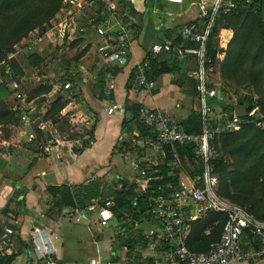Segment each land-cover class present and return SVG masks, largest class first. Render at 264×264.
<instances>
[{
	"label": "built area",
	"instance_id": "obj_1",
	"mask_svg": "<svg viewBox=\"0 0 264 264\" xmlns=\"http://www.w3.org/2000/svg\"><path fill=\"white\" fill-rule=\"evenodd\" d=\"M141 1L148 2V0ZM159 1L166 3L165 5L183 8L188 6L198 11L196 18L182 27L180 35L183 42L181 44L171 40L155 42L150 51L153 58L166 53L180 59L195 58L196 65L190 77L197 83L196 98L202 130L198 134L188 133L174 113L162 109L142 106L138 116L140 122L156 136V139L148 140L147 145L154 151H159L161 159L166 158L165 147H171L170 153L173 155V161L169 163L171 174H175L177 170L182 171L183 162L189 161L187 156L179 155L177 146L193 149L200 162L202 174L195 178L187 177V180L180 176L177 182L162 183L165 176L159 170L160 164L157 159L149 158L144 159L145 162H138L126 158L134 175L129 179L119 178L118 180H127L130 185L133 184L138 197L132 201L128 211L123 213L121 221H118L116 217L117 204L113 197L102 203L94 200L87 207L78 208L75 212L76 220L80 222L90 215L95 218L98 225L104 228L108 227L112 221H118L121 226L119 233L121 240L137 238L140 242L135 245L132 257L128 255L132 250L131 246L122 244L125 248L124 254L111 251L112 256L105 263L92 259L90 264H112L113 257L120 264H258L264 260V222L256 219L246 208L226 200L219 194L220 180L214 162L218 157L217 140L222 135L236 132L246 124L263 128V115L259 113L257 107L249 112L244 103L239 102L234 104L233 111L230 113L216 111L215 102H220L218 106L221 108L224 96L221 89L217 87L218 83L215 84L216 81L213 80L217 73L216 62L215 58L209 55L208 46L219 18L254 10L262 0ZM94 4L93 0H64L48 32L56 30L62 45L65 46L92 30L100 38L98 53L105 64L123 67L129 62L131 56L128 27L116 14L105 15L104 13L105 20L101 24H96L97 14L96 12L93 14L92 10ZM167 14L169 17L173 16L170 13ZM85 22L90 24L91 29L84 27ZM38 41L27 48L31 53H34L33 50ZM87 47L83 42L80 50ZM151 71L149 62L140 63L135 67L134 82L138 87L146 91L156 88V81L150 77ZM79 73L80 78L84 76L80 68L74 71V75ZM6 74L7 77H0V82H6L8 85L9 99L12 102L10 110L19 120V126L14 127L17 131L16 138L20 142L38 143L45 155L60 158L63 148L65 145H71L72 140L58 137L54 132L55 124L50 120H44L47 110L43 104L38 103V98L29 99L28 93L23 91V83L27 75L20 80H14L9 66H7ZM51 77L59 81L57 75L52 74ZM34 78L40 79L36 74ZM74 86L71 81L55 84L50 94L54 96L59 91L69 92ZM240 104L247 109L245 118L235 115V108ZM118 109V105L113 104L107 109V113L111 114ZM220 113H223V118L218 117ZM61 115L66 117L68 112L65 113L64 109ZM75 117L80 119L78 123L87 122L82 112L76 113ZM70 123H73V120H70ZM133 141L135 145H138L135 139ZM4 144L10 145L7 142ZM123 188L124 184L120 182L115 191ZM1 212L0 206V215ZM211 212L227 215L221 238L218 242L211 244L206 252H194L188 246L194 224L206 218ZM40 213L44 217L43 212ZM31 225L29 237L24 239L29 250L30 261L34 264H41L43 261L53 264L52 257L60 243L59 236L42 222L35 224L32 221ZM20 227L18 220L13 221L11 225H4L0 234V243L7 245V248L0 247V261L2 257L12 254L11 247L15 246L13 244V242L16 243L15 238L20 237ZM206 233L209 234L210 230ZM247 239L252 241L245 242Z\"/></svg>",
	"mask_w": 264,
	"mask_h": 264
},
{
	"label": "rangeland",
	"instance_id": "obj_2",
	"mask_svg": "<svg viewBox=\"0 0 264 264\" xmlns=\"http://www.w3.org/2000/svg\"><path fill=\"white\" fill-rule=\"evenodd\" d=\"M58 1L59 0H37L32 5L17 10L16 13L11 12L6 16H1L0 51L4 52L6 51V47L8 48L7 44H5V42L7 41H5V38H8V36L10 37L15 32L18 18L20 19L23 15H26V13H29L36 9H38L36 14L40 13V15H33L31 18L37 16L44 17L48 14V11H51V9L54 8ZM124 2L125 6L119 5L117 0H100V2L95 1L94 8H92L93 14L96 12L97 17L103 16L104 13L105 15L116 14L122 19L124 24L128 26L131 40L135 37L134 41H136V44L138 46V43L141 42V44L144 46V49L150 48L152 45L148 41L144 42L143 37H141L140 40H137L136 34L132 31L134 24H139L141 23V21L142 23H144L146 16L148 17V15H146V13L143 11L142 4H140L139 0H124ZM103 3L105 4V6L100 7ZM165 4L166 3L163 4L159 0H148L146 7L153 13H160L161 11H164L166 13L172 14L174 17L180 20H185V11L187 10L186 8ZM261 5L262 4L260 1L257 8H260ZM130 6H133L135 9H137V14L132 13ZM256 9L252 10L253 15L249 20L241 19L236 21L235 23L230 24L227 22H223L219 26H217V33L214 37V44L217 50V54L215 57L217 73L213 80L216 81L214 82L215 84L218 83L217 87H219L223 93V108L226 109L229 108L228 106H231V109H233L234 104L237 102H245L246 104L252 102L253 104H255L261 100L262 96H264V62L255 61L254 59L259 48L257 39L258 32L256 30L253 33L251 32L246 43L244 41L245 37H243L245 36L246 29H249V24L247 23L248 21L253 22V24L256 22V25L254 27L259 26L257 25V18L254 17L259 15V12L257 13L258 9ZM261 10V23L264 25V4L262 5ZM160 14L161 16H164V14ZM51 22H44L27 33L25 37L14 44L9 55H7V58H2L1 60V62H3V65H1L2 67L7 65L8 61L12 58H15L20 62L27 75V78L23 83V91L27 93L29 92V94H33L35 90L40 87L52 88L53 83L61 84L66 79V76L62 73L63 70L60 67L62 63L64 64L65 62V64H67L68 61H71V63L73 64L71 66H76L75 69L80 68V65L84 64L82 54H80L79 52L80 45H77L73 49L69 48L68 43L65 46L62 45L60 36L58 35L56 30L48 32ZM172 22L175 25L173 26V24L171 23V26L169 25L167 27V30L174 37L180 33L181 26L178 27L179 25H176L175 21ZM247 34H249V32H247L246 35ZM39 39L41 40L38 41ZM75 40H77V38ZM36 41H38V43L33 51L38 52L39 54H44V56L46 57V66L42 69H32L27 61V58L31 53V51H29L27 48ZM90 47L91 45H88L87 50H89ZM62 48H64L63 51H61ZM64 51L66 55L62 57V52ZM13 55L14 57L11 58V56ZM217 55H219V57H217ZM1 70L2 68L0 67V73ZM45 72L48 75H46ZM35 74L40 77L39 80H36L34 78ZM51 74L57 75L59 81H55L51 77ZM75 81L77 82V84L74 86L72 91L64 92L62 95L58 96H61L64 100L67 101L68 105L66 112H68V115L60 120L58 125L55 124L54 129V132H56V135L60 138H71V136L73 135L80 136L79 138H77L78 140H75L78 141V143H74V145L70 147L72 149V155L82 154L85 149L90 148V140L92 142L95 141V134L93 133L92 136L86 134H89L88 131H91L93 128H95V125L98 122L96 113H94V111L91 109H86L85 104H83L82 102L83 98H81V93L78 89V87L81 88V86L83 85L80 75L75 78ZM94 86H96L98 90ZM91 87H93L97 91H99L100 88V86H98V84H95V82L94 85L90 86V88ZM47 96L40 95V99L38 100V103L40 105L43 104L46 107V110L50 109L53 102L58 98L57 95H54L52 98H48ZM9 97L10 96H8V94H4L0 98L1 103L5 104L7 110L8 108H10L12 103ZM76 106H78L77 109L75 108ZM257 108L259 109V113L263 115L259 105L257 106ZM79 110L90 114L89 121L87 123H78L80 119L78 117H75V121H73V123H68L72 119V114L77 113ZM2 114L3 113H1L0 115ZM218 115L219 118H223L224 116L223 113H220ZM131 116L132 115L130 114L126 118L130 119ZM5 117L7 118V120H9V122H3V124L0 125V198L2 200V205L4 204V206H6V204L10 203L12 207L14 206L18 211L19 207L21 208V205H19L17 201L18 194L25 192V190H30L26 186L27 182L24 181L23 172L31 170V173L35 174L38 172L40 175L41 170L49 172L50 168L44 158V151L41 150L39 144H30L26 143L25 141L20 142L18 139L16 140L15 134L17 131L12 128V125L15 124V118L10 114L9 116H2V118ZM72 124H75V126ZM130 128H135L133 123L128 125L125 130L130 131ZM135 129L136 130L131 133V135H129V137L125 140L128 141L135 139L138 142V145L134 144L129 149H126L124 147V151L122 153H119V151H112V156L118 160L117 162H119V160L121 162H126V158L134 161L145 162L144 159L157 156V154H153L152 151L154 150L147 145L148 140L153 139H150L149 136L143 137L142 135H139L140 130H138L137 128ZM260 129L262 130V132L264 131V127ZM93 132H95V130ZM3 141L9 142L10 146L5 145ZM121 143L122 141L118 140L114 148H120ZM66 146L67 145H65V147L63 148L62 154L64 153L65 155L69 156V153L67 152V150L69 149L66 148ZM218 148L219 155L225 162L224 164H227V166H229L228 171L233 170L232 164L234 162V159L223 152L221 140L218 144ZM151 154L153 155L150 156ZM37 157L39 158V161L36 159ZM120 166L121 165L119 164L115 165L111 163V165L107 166V168H110V170L105 171L108 173V175H106V173L100 178L102 182L107 186L105 192L109 196H114V192L117 188V185L119 184L118 179L121 176V174L119 173ZM181 169L182 175H198L199 171L201 170L200 162L198 161V159H195L193 162L189 161V164L183 162ZM21 173L23 177H21ZM38 178L44 179L46 177L39 176ZM219 179L220 191L222 180L220 174ZM19 183L23 184L24 191L20 190L21 186L19 185ZM34 184H36V182ZM251 188V192L247 191L248 194L250 193V199L253 201L262 200V203H259L258 209L264 218V174L260 175V178L255 181L254 186ZM221 196L226 200L232 202L225 196ZM21 197L22 196H20L19 199H21ZM48 201L49 203H47L48 205H50L48 210L51 212V215L57 213L58 215H60V217L63 216V218L68 221V218H71L70 215L74 214V211L69 208L71 214L69 213L65 216L64 213H60L59 209L52 206V204H54L53 198L48 196ZM244 207L250 208V205L246 204L244 205ZM4 210L5 209L2 210L0 215V228H3L4 225H11L12 223L8 221L7 216L3 215ZM120 228L121 226L118 221H112L111 225L108 228H102L98 225H87L83 221L77 222L76 218L74 217L72 222H69L67 227L64 228V238L62 239V242H64L65 245H60L58 252L52 257V261L57 264H89L92 258H95L96 260H99L101 258V261L102 258H110L111 249H114L116 253H120L122 251L121 239L119 235L121 231ZM94 241L99 242L100 245L97 247L94 244ZM251 241V239L245 240V242ZM13 244L15 246L11 247L12 251L16 252L18 249V244H16L15 242H13ZM0 247L7 248V245L0 243ZM99 247L100 252L99 254H97V248L99 249ZM6 262L8 264V261L5 260V263ZM27 262H30L29 250L27 248H24L23 250H21L20 256L10 264H27ZM28 264L33 263L31 262ZM41 264H48V262L43 261L41 262ZM112 264L120 263L113 257Z\"/></svg>",
	"mask_w": 264,
	"mask_h": 264
},
{
	"label": "trees",
	"instance_id": "obj_3",
	"mask_svg": "<svg viewBox=\"0 0 264 264\" xmlns=\"http://www.w3.org/2000/svg\"><path fill=\"white\" fill-rule=\"evenodd\" d=\"M37 0H0V17L6 16L10 14L11 12H17V10L27 7L29 5H32ZM94 2H100V0H93ZM118 4L121 6H125L124 0H117ZM63 0H59L58 3L54 6V8L51 9V11H48V14L44 17H33V15H40V13L36 14L38 9L31 11L29 13H26V15H23L20 19L17 20V26L15 28V32L8 38H5V44H7L8 48L6 47V51L1 52L0 51V67L2 68L0 77H7L6 69L7 66H9L13 72V79L14 80H20L21 78L26 76V73L24 71V68L21 66L20 62L16 60L15 58H12L8 61V64L2 67L3 62H1L2 58H7V55H9L12 47L14 44L18 41H20L23 37L27 35L30 31L35 29L37 26L41 25L44 22H51L52 19L55 18V16L59 13L61 7H62ZM261 4H264V0L261 1ZM262 5L260 8H257L258 16H254L257 18V25L258 27H254L256 25V22L253 24V22L248 21L249 29H246L245 31V43L248 40V36L253 33L255 30L258 32V44L259 48L256 52V55L254 57L255 61L264 62V25L261 23V14H262ZM105 6L103 3L100 7ZM132 13L137 14V9H135L133 6H130ZM256 9V10H257ZM252 10L246 13H241L239 15H228V16H222L217 20L216 27L213 30V34L211 36L208 50L209 55L213 58L216 57L217 50L214 44V37L217 33V26H219L223 22L227 23H235L238 20L246 19L249 20L250 17L253 15ZM254 19V18H253ZM105 20V16H98L96 18V24H101ZM256 21V20H254ZM142 23V21H141ZM149 23V22H148ZM251 23V25H250ZM143 25V24H142ZM141 26V25H140ZM139 24H134L132 31L135 33H139L141 31V27ZM85 28H90V24L87 22L84 23ZM128 27V26H127ZM182 29V28H181ZM249 32V34L246 35V33ZM164 33L167 35V40H171L176 44H181L183 42V39L180 35V33L177 36H172L168 30H164ZM240 38V37H239ZM256 39V40H257ZM83 39H77L74 40L70 45L69 48L73 49L77 45H81L83 42ZM241 41V40H240ZM244 44V43H243ZM189 46H194L193 44H189ZM88 48V47H87ZM87 48L84 50H80V54H82V57L87 52ZM64 49V48H62ZM150 48H147L148 54L147 58L144 62H149L152 71L150 74V77L152 79H156L157 77H160L161 75L170 74L173 71L177 70L179 67V63L176 59V57L172 54L169 55L171 61L168 62H160L161 56L157 58H153L151 51H149ZM65 51L62 52V57L65 56ZM27 61L32 69H42L46 66V57L44 54H39L38 52L30 53ZM143 62V63H144ZM73 65L71 61H68L67 64L62 63L60 65L61 69L63 70V74L66 76V79L62 83H66L68 81H71L74 85L77 84L75 81V78L80 75L76 74L74 75V71H78V69H75L76 66ZM46 74V72H45ZM48 75V74H46ZM52 75V74H51ZM64 76V78H65ZM68 77V79H67ZM134 81V74L132 78L129 80ZM55 84L53 83L52 88L51 87H40L33 94H29V99H40V95L47 96L49 95L52 90L53 86ZM127 89H130V83L127 84ZM8 94L10 95V90L6 82H0V98L4 95ZM63 92L59 91L56 93L57 97L59 95H62ZM197 97V83L195 82L193 85V92L192 95ZM218 102L217 104H219ZM244 103V105L247 107L248 111L251 112L253 109H255L258 105L261 108V111L264 116V96L261 97V100L255 104L252 102L245 103V102H239ZM68 103L66 100H64L61 96L58 97L52 104L51 108L47 110L44 120H50L53 124L58 125L59 121L62 120L64 117L60 116L61 112L67 107ZM223 112H232L233 109H231V106H228L229 108H223L224 104L221 103ZM142 106L139 105H130L129 102H126V110L128 113H130L132 116L130 119L125 118L122 123V132L123 136L120 141L122 143L120 144V148L116 147V152L119 151V153H122L124 150V147L126 149L131 148L135 143L133 140L126 141L125 139L131 135L137 128L140 130V135L143 137L149 136L150 139H156V136L153 134H150L149 128H147L144 124H142L139 120V109ZM219 107V106H218ZM0 125L3 124V122H9L7 118H2V116H9V114L15 118V124L12 125V128L19 126V120L16 118L15 113H13L10 108H6L5 104L1 103L0 99ZM264 120V117H263ZM70 123V122H68ZM133 123L134 129L130 128V131H126L128 125ZM70 125V124H69ZM182 126L185 131L192 134H198L202 130V122L201 117L198 112H192L190 116L182 122ZM95 128H93L91 131H88L91 135L94 133L93 131ZM15 137V136H14ZM80 136L73 135L70 140H78ZM222 138V139H221ZM17 140V138L15 137ZM222 141V149L223 152L228 154L231 158L234 159V162L232 164L233 170L228 171L227 164H224V160L219 155V148L218 144ZM124 141V142H123ZM38 144V143H35ZM91 144V140H90ZM177 152L181 157L187 156L189 161L193 162L196 158V155L192 148L190 147H176ZM166 151V158L163 159L161 162V165L159 167V170L163 176H167L169 173H171L169 163L173 161V155L170 153L171 147H165ZM217 151H218V157L215 160L216 165V171L218 173V176L220 174L221 177V190L219 191V194L225 196L232 202L236 203V205L239 204V206L244 207V205L249 204L250 208H246L249 213H251L256 219L264 222L263 215L259 212V203H262V200L253 201L250 198V193L252 188L255 184V181H257L260 178L261 174H264V131L254 124H246L242 126V128L239 129L237 132L228 133L222 135L217 140ZM184 160V159H183ZM201 166V165H200ZM180 170H177L174 173H172L173 176L170 178L164 179L162 183L168 182V181H177L180 177ZM202 174V169L199 171L198 175L191 176L193 178L198 177ZM220 180V179H219ZM122 182L124 184V188L120 191H115L114 196H109L106 194L105 189L106 185L102 182L100 178L91 180L87 183H81L76 184L74 186H68V185H62L50 188L53 194V201H54V207L60 210V213L63 212V207H74L76 209L78 208H85L88 205H90L94 200H99V202H104L105 200L109 198H114L115 202L117 204V207L115 209L116 217L118 221H121L123 213L128 211V209L131 207L132 201L138 197V194L135 192V188L133 184H129L127 180H121L119 183ZM220 186V185H219ZM248 191V192H247ZM21 195H18L17 198H19ZM251 204H250V203ZM5 216L8 217L9 222H13L16 219V215L14 214V211H11L9 207H6L4 210ZM227 221V215L222 213H214L211 212L206 218L199 220L195 222L193 227V232L189 238L188 246L190 250L194 252H206L211 244L216 243L220 240L221 234L223 232L224 225ZM8 223V222H7ZM6 223V224H7ZM3 228H0V234L2 232ZM16 229V227H15ZM210 230V233L207 234L206 231ZM16 244H18V249L16 252H12L11 255H6L1 258L0 264H7L5 263V260L8 261V264L15 261V259L20 256L21 250L24 248H27V243L22 240L20 237L15 238ZM125 241V240H124ZM140 241L137 238H133L131 240H127L125 244L130 245L132 250L129 252V256L132 257L135 245L139 243Z\"/></svg>",
	"mask_w": 264,
	"mask_h": 264
},
{
	"label": "crops",
	"instance_id": "obj_4",
	"mask_svg": "<svg viewBox=\"0 0 264 264\" xmlns=\"http://www.w3.org/2000/svg\"><path fill=\"white\" fill-rule=\"evenodd\" d=\"M139 2L142 4L143 11L146 13V15H148L149 18L146 16L144 23H139V26L141 25L140 27L142 28L141 32L139 31V33H134L136 34L137 40H140V38L143 37L144 42L148 41L151 45H153L155 42L162 43L163 41L167 40V35L164 33V30H167V27L169 25L171 26V23L173 24L172 21H175L176 25H179L178 27L181 26V31V28L186 23L195 19L198 15V11L195 8H190L187 6V10L185 11V20H180L174 16L169 17V14L164 11L160 12L164 14V16H161L160 13H153L150 11L146 7L147 3H143L141 0H139ZM174 25L175 24H173V26ZM82 39L87 46L91 45V47L83 56L84 64L80 65V69L84 72V76L81 77L83 85L81 88L78 87V89L81 93V98H83L82 102L85 104L86 109L93 110L97 115L98 122L95 125L96 127L94 132L95 141H91L90 148L85 149L82 154H71L72 149L70 147H72L74 143H78V141L72 140V144L67 145L66 147L69 149L67 150L69 156L65 155L64 153L61 154L60 158L56 156L45 155L44 158L50 168L49 172L41 170L39 175L38 172L35 174L31 173V170L27 172L24 171V181L27 182L26 186L30 190H25V192L18 194L22 196L21 199L17 198L18 204L21 205V208L19 207L18 211L14 206L12 207L10 203L6 204V206H4V204L2 205V200L0 198V206L3 207V209L9 207L11 211H14V214L16 215L15 220H18L21 226L20 238L22 240L29 237L32 221H34L35 224L42 222L48 229H51L57 233L60 238V243L57 245L56 253L58 252L60 245H65L64 242H62V239L64 238V228L67 227L69 222H72L74 217L76 218L75 212L77 209L74 207H63L62 213H64L65 216L69 213L71 214L69 208L74 211V214L70 215L71 218L69 217L68 221L63 218V216L60 217V215L57 213L51 215V212L48 210L50 206L48 205V196L53 198L50 188L62 185L72 186L101 178L107 173L105 171L110 170V168H107V166L111 165V163L115 165H121L119 171L121 176L119 178L129 179L134 175L127 162H121L120 160L117 162L118 160L112 156V151L116 152L114 148L116 143L124 136L122 132L123 120L130 115L126 110L127 101L130 105L147 106L149 108L162 109L167 112L174 113L181 124L190 116L193 111L198 112L196 94L195 96L192 95L193 85L196 81L190 77V73L196 65V60L194 57L184 59L176 57L179 63V68L170 74L161 75L160 77L154 79L156 81V88L151 91H146L138 87V85L133 80L129 82L134 74L135 67L138 64L143 63L146 60L148 54V50L144 49V46L141 44V42L138 43L139 46L136 44V41H134L135 37L131 40V56L129 58V62L123 67H119L116 64H105L98 53L100 38L97 37L95 32L90 30L88 33L83 35ZM159 61L170 63L171 59L169 55L162 54ZM94 82L100 86L99 91H97L98 89L96 86L94 87L97 90H95L93 87L90 88V86L94 85ZM128 83H130V89H127ZM52 96L53 94H50L47 97L51 98ZM216 103L218 102H215V105L217 106L216 111H223L222 107L219 108L218 104ZM113 104L118 105L119 109L111 114L107 113V109ZM77 107L78 106L75 108L77 109ZM66 111L67 107L65 108V113ZM78 112H82L86 118V121H89L90 114L83 112L82 110H79ZM72 116L74 117L71 120L75 121L74 118L76 113H73ZM7 143L10 144L9 142ZM152 152L153 154H157V156L152 157L151 160L157 159L161 165L163 159H161L162 157L160 156L159 151ZM36 159L39 161L38 157ZM184 162L186 163V161ZM187 164H189V161H187ZM106 175H108V173ZM37 176L46 178H38ZM171 176L173 175L169 173L164 178L167 179ZM180 176L186 178L191 177L190 175H182V173H180ZM21 177H23L22 173ZM177 181L175 180L172 182ZM35 182L36 184H34ZM19 185L21 186L20 190L24 191L23 184L19 183ZM52 206H54V204H52ZM40 212H43L44 217L41 216ZM82 221L87 225L89 224L90 226L98 225L95 221V218L90 215ZM125 242L126 241L121 240V245L125 244ZM94 244L97 247L100 245V243L96 241H94ZM121 247V253L124 254L125 248L123 246ZM111 251H114V249L110 250V256H112ZM99 252L100 247L99 249L97 248V254H99ZM108 258H102V262L105 263L107 260H109ZM99 260H101V258ZM31 262L32 261L27 262V264ZM53 264L57 263L53 261ZM258 264H264V260Z\"/></svg>",
	"mask_w": 264,
	"mask_h": 264
},
{
	"label": "water",
	"instance_id": "obj_5",
	"mask_svg": "<svg viewBox=\"0 0 264 264\" xmlns=\"http://www.w3.org/2000/svg\"><path fill=\"white\" fill-rule=\"evenodd\" d=\"M235 115L245 118L247 116V109L242 104H240L235 108Z\"/></svg>",
	"mask_w": 264,
	"mask_h": 264
}]
</instances>
